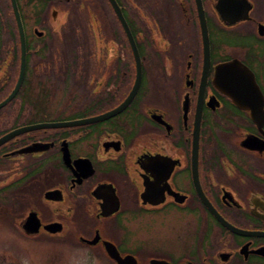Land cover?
Instances as JSON below:
<instances>
[{
  "label": "flooded vegetation",
  "instance_id": "1",
  "mask_svg": "<svg viewBox=\"0 0 264 264\" xmlns=\"http://www.w3.org/2000/svg\"><path fill=\"white\" fill-rule=\"evenodd\" d=\"M8 97L9 234L61 264H264V0H0Z\"/></svg>",
  "mask_w": 264,
  "mask_h": 264
},
{
  "label": "rangeland",
  "instance_id": "2",
  "mask_svg": "<svg viewBox=\"0 0 264 264\" xmlns=\"http://www.w3.org/2000/svg\"><path fill=\"white\" fill-rule=\"evenodd\" d=\"M52 248L47 244L26 241L17 235H11L6 227L0 225V264H9L10 258L14 264H61L63 260ZM64 264H89V262L85 257L80 256Z\"/></svg>",
  "mask_w": 264,
  "mask_h": 264
},
{
  "label": "water",
  "instance_id": "3",
  "mask_svg": "<svg viewBox=\"0 0 264 264\" xmlns=\"http://www.w3.org/2000/svg\"><path fill=\"white\" fill-rule=\"evenodd\" d=\"M13 3H14V0H13ZM9 98L10 97H8L4 102H2L1 104H0V106L2 105V104H4L7 100H9ZM28 220H29V218H28ZM28 220H26L27 222H26V224H25V230H26V232H29V233H31V234H34L35 232H37V230H38V227H39V223L38 222H36V223H34V225H32V228H29L30 226H29V221ZM28 228V229H27ZM110 252V251H109ZM112 256H115L114 254H112V253H110Z\"/></svg>",
  "mask_w": 264,
  "mask_h": 264
}]
</instances>
